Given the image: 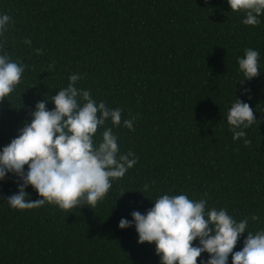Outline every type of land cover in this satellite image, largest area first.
<instances>
[{
  "label": "trees",
  "instance_id": "trees-1",
  "mask_svg": "<svg viewBox=\"0 0 264 264\" xmlns=\"http://www.w3.org/2000/svg\"><path fill=\"white\" fill-rule=\"evenodd\" d=\"M206 2L0 0V14L11 18L2 51L25 65L20 83L0 101V148L30 121L38 101L79 74L76 87L121 109V125L105 127L120 154L137 161L92 209H10L4 201L19 181L8 175L0 182V264H160L154 244H138L134 227L120 230L118 223L133 211L144 214L163 194L204 198L206 210L224 208L238 221L248 218V231L264 229V14L246 26L226 0ZM248 48L259 52L260 69L239 83L237 58ZM235 99L249 104L259 124L233 140L226 117ZM125 119L133 120L131 131ZM145 184L146 197L135 192ZM26 192L39 199L30 186ZM207 258L202 253L197 264Z\"/></svg>",
  "mask_w": 264,
  "mask_h": 264
},
{
  "label": "clouds",
  "instance_id": "clouds-1",
  "mask_svg": "<svg viewBox=\"0 0 264 264\" xmlns=\"http://www.w3.org/2000/svg\"><path fill=\"white\" fill-rule=\"evenodd\" d=\"M226 2L231 12L243 13L242 23L246 26H256L264 14V0ZM10 23L7 14H0V37ZM24 43L30 45L31 41ZM2 47L0 43V101L14 91L25 70V65L12 60ZM258 60L259 52L251 48L237 58L238 70L244 77L239 83L258 75ZM48 67L54 71L53 64ZM80 78L79 74L69 76L68 85L55 96L38 101L30 112V121L0 148V182L8 175L19 181L17 191L4 201L10 209L26 211L45 204L64 211L82 204L92 209L106 196L111 182L124 177L136 164L131 152L120 154L117 136L112 128L105 127L106 122L113 127L121 125V109H111L92 99L88 90L76 87ZM247 91L244 89L241 94L246 95ZM49 102L54 105L51 110L46 108ZM226 122L233 140L244 138L245 129L259 124L249 104L239 99L231 104ZM123 126L131 131L133 120L125 119ZM98 129H102L99 139L95 136ZM248 142L244 139L245 144ZM29 186L39 199L28 198ZM148 190L149 185L145 184L135 192L144 195ZM150 201V209L144 214L133 211L131 220L121 218L118 228L134 227L138 244H154L160 264H197L202 253L208 258L200 264H228L230 254L231 264H264V229L248 231V218L238 221L224 208L206 210V199L193 200L185 194H163ZM251 220L255 222L258 217L252 215ZM244 233L247 236L243 247L233 252Z\"/></svg>",
  "mask_w": 264,
  "mask_h": 264
}]
</instances>
